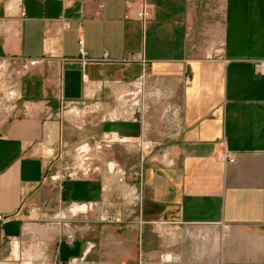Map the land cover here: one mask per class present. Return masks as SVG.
<instances>
[{
	"label": "crops",
	"instance_id": "crops-1",
	"mask_svg": "<svg viewBox=\"0 0 264 264\" xmlns=\"http://www.w3.org/2000/svg\"><path fill=\"white\" fill-rule=\"evenodd\" d=\"M140 59L142 124L118 118ZM263 62L264 0H0V70L19 75L0 129V264H264ZM140 137L153 144L143 163ZM222 140L234 164L216 159ZM81 143L121 145L139 164L110 152L88 177L49 182L65 160L76 170ZM112 209L122 225L97 222ZM156 225L209 227L196 248L171 249Z\"/></svg>",
	"mask_w": 264,
	"mask_h": 264
},
{
	"label": "rangeland",
	"instance_id": "rangeland-1",
	"mask_svg": "<svg viewBox=\"0 0 264 264\" xmlns=\"http://www.w3.org/2000/svg\"><path fill=\"white\" fill-rule=\"evenodd\" d=\"M10 73V74H9ZM12 73V74H11ZM10 75V76H9ZM19 75L14 71V69L10 68L7 71H4L3 69L0 70V129L3 127V125L6 123L7 119L13 115L15 112L13 110V105L15 104L16 96H15V89L16 84L18 82ZM11 86V89L9 87ZM145 93V88L147 86L146 78L143 80V82L140 85ZM137 85L136 86H130L129 90L124 93L128 94L130 92L137 91ZM11 92V95L9 94ZM123 95V96H124ZM132 97L127 96L123 97L121 99L122 102L127 100H130ZM120 111L122 108H119ZM116 117V116H115ZM112 119V117H110ZM86 143H81L80 147L85 146ZM97 148H93L91 146H87L86 150L88 152L84 154H75L74 158L75 162L74 166L76 168L75 171H67L65 168L68 167V164L71 163V160L63 161L60 169V173L56 176V180L54 182H59L60 180L68 179L69 177L72 178H79V177H88L92 173H94V167L95 166V157H99L102 155L103 157L105 154L112 152L113 158L116 160V158L120 159H126L124 162L126 163L127 160L129 162V167H133V164L137 165L139 164V161L137 159L136 154L129 150L128 152L125 150V148L121 145H114L111 148H102L100 151V148L98 145ZM99 147V148H98ZM91 149V150H90ZM76 173V176L74 175ZM70 175V176H69ZM128 184H135L136 181L134 178H130V180H126ZM49 182H52L49 180ZM115 210V209H114ZM65 215V214H62ZM61 215V216H62ZM140 226V225H139ZM209 226H192V225H156L154 226V230L159 233L160 239L163 244L166 245V248H169V245L174 247V245L181 246L185 245L187 247L193 246V248L196 246L195 244H198L200 242V238L203 234H205V228H208ZM196 248V247H195ZM196 249L193 250V254L195 253ZM181 252H177L175 255L178 256ZM164 260L166 261V257L168 256L170 258V262L173 261V256L168 253L164 252ZM195 257V254L193 255V258Z\"/></svg>",
	"mask_w": 264,
	"mask_h": 264
},
{
	"label": "built area",
	"instance_id": "built-area-1",
	"mask_svg": "<svg viewBox=\"0 0 264 264\" xmlns=\"http://www.w3.org/2000/svg\"><path fill=\"white\" fill-rule=\"evenodd\" d=\"M2 1L4 4L7 5V7H10V5H13L12 3H14V4H16V8H20L21 0H2ZM60 1L64 5H69L74 0H60ZM148 16H149V6L142 4V7H141L139 13L137 14V19L141 23H144V21L148 18ZM60 27L62 30H66L69 28V23L67 21L61 19ZM79 45H80V47L82 46L81 40L79 41ZM81 56H84L82 49H81ZM39 62H41V61H35V60L28 61L26 65L33 66ZM140 65L142 67V74L136 82L131 84V86H136V85L138 86L137 91L130 92V93L124 95L125 97L131 96L132 98L130 100L125 101V105H124V107H122V110L120 111L122 115L120 114V116L118 118L120 119V117H122L124 119V117H126V120H127V118H129L132 122H138V123L142 124L144 122V116H145V107H144V94L145 93H144V91L140 85L146 77V66L147 65L143 59H140ZM24 67H25V65H24ZM0 68H1V66H0ZM254 69H255V71H256V69H258L259 73L261 75H263L264 74V62L257 64V65L254 64ZM83 80H84V82L87 81L85 76H83ZM124 96H122L121 98H123ZM110 117L115 118V116L112 115V116H108L107 119H111ZM104 139L107 140L108 136H105ZM119 141L123 142L126 140L120 139ZM134 144H135V146L138 150V153H139V161H140V163H143V161L145 160L147 155L152 151L153 144L151 142L145 141L143 137L136 139L134 141ZM217 145L219 147V151L216 154V159L222 163L234 164L236 157L234 154L226 151V149L224 147V141L223 140L219 141L217 143ZM85 146H87V145H85ZM76 150H77V154H84L83 152L80 151V148H78ZM94 170H97V169L95 168ZM113 171H114V169L111 167L110 173H112ZM115 175L117 176L118 181L120 183L125 182L126 176H127L125 172L118 170L117 173H115ZM50 180L55 181L56 177L52 176V177H50ZM134 194H135L136 201H139L140 200L139 197L136 195V193H134ZM72 207L75 209L77 208V210H79L77 212H80V209L83 211H87V210L93 211L97 208V203L92 202V203H86V204H75ZM7 220H9V217H4V216L0 215V225H3ZM97 222L100 224H108V225H113V226L122 225L124 223L123 213L120 209L102 210L100 212V214L98 215ZM66 240H67V243L69 245H71L74 241L73 233L69 232L66 236ZM16 245H17V242H13V241L10 242V246L12 248H15ZM77 263H78L77 259H72L68 264H77Z\"/></svg>",
	"mask_w": 264,
	"mask_h": 264
},
{
	"label": "bare ground",
	"instance_id": "bare-ground-1",
	"mask_svg": "<svg viewBox=\"0 0 264 264\" xmlns=\"http://www.w3.org/2000/svg\"><path fill=\"white\" fill-rule=\"evenodd\" d=\"M12 4H13V5H11V7H12V6L16 7V4H14V3H12ZM88 91H89V90L87 89V94H88V96H89V94H90L91 92L89 93ZM73 111H75V110H73ZM113 140H114V141H118V140H117V137H115V136L113 137ZM118 142H119V141H118ZM86 147H87V146H82V147L80 148V151L83 152V153L88 152V150H86V149H87ZM111 165H112V164H111ZM111 167H112V166H111ZM109 168H110V167H109ZM72 208H73V207H72ZM76 211H79V210H77V208H76V209L73 208L71 212H76ZM81 211H83V210H81ZM14 250H15V251H14ZM13 251H14L15 257L18 258V253H17L18 250H17V247H15V248L13 249ZM167 261H169V258L167 259Z\"/></svg>",
	"mask_w": 264,
	"mask_h": 264
}]
</instances>
